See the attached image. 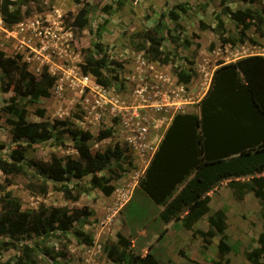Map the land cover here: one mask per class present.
I'll return each instance as SVG.
<instances>
[{
	"label": "rangeland",
	"instance_id": "rangeland-1",
	"mask_svg": "<svg viewBox=\"0 0 264 264\" xmlns=\"http://www.w3.org/2000/svg\"><path fill=\"white\" fill-rule=\"evenodd\" d=\"M39 1L45 9L25 17L22 22L7 24L0 15V49L9 56L22 53L32 73L38 75L48 67L56 77L49 96L25 103L27 119H65L80 129L90 130L94 135L90 141L92 152L119 142L125 149L123 166L127 169L121 178L113 181L115 189L112 194L105 195L96 188L83 192L76 201L63 195L58 189L61 184L50 182L47 195L32 192L26 183L33 178L26 174L12 176V184L8 185L0 170V211L1 197L11 191L26 211H37L44 205L85 208L92 212L71 228L92 236L91 244L81 242L73 232L62 233L58 229L47 236L27 239L35 247L40 264H55L54 258L61 264H115L110 248L122 235L131 241L135 254L152 253L162 264H214L215 260H221L222 264H251L245 251L259 246L264 221V207L253 191L245 200L238 201L228 180H224L210 192L211 213L221 208L227 210L225 242L230 249L221 252L220 235L214 236L208 244L199 233L193 232L208 228L207 217L194 230L182 225L181 216L168 227L158 216L161 205L153 204L139 191V181L172 117L184 111L199 113L197 102L205 93L210 73L217 63L254 54L253 45L264 38L251 26L241 40L239 25L229 14L222 13L226 36L240 39L234 46L223 45L219 35L210 28H202L201 22L216 27V13L221 12L224 5L234 11L244 9L248 4L243 0ZM84 1L89 8L88 23L83 30L76 31L73 16ZM259 5L264 7V0H259ZM170 10L180 14L182 28H175L174 21L167 16ZM162 16L170 28L163 47L177 48L179 53L174 64L160 65L150 60L144 49L136 47L142 38L134 36L154 27ZM185 38L190 41L188 46L183 43ZM88 50L106 58L104 72L111 76L112 85L104 87L94 75L82 72L81 65ZM181 66L192 70L190 84H183L184 92H181L178 103L163 110L157 109V100L162 102L159 92H180L182 83L177 81L175 68ZM144 87L146 90L137 92ZM12 95V91L0 90V108ZM180 104L182 108L176 110ZM133 107H139L137 112L141 119L131 115ZM130 117L132 122L147 118L149 123L144 122L150 126L155 122L162 124L159 130L150 128L143 140L145 145L140 146L137 132L132 130L136 125L124 123ZM101 129H111V136L98 140ZM12 130V124L4 116L0 121V157L10 158L11 151L18 144L13 139ZM66 139L67 147L51 142L32 144L31 155L45 159L51 152L60 156L76 155L70 138ZM19 142L26 145L29 140L23 138ZM90 178L85 177L80 182L82 186L89 187ZM67 183L71 187L75 180L68 177ZM23 242L21 239L19 244ZM18 254L15 249L0 251V264L13 262Z\"/></svg>",
	"mask_w": 264,
	"mask_h": 264
},
{
	"label": "trees",
	"instance_id": "trees-1",
	"mask_svg": "<svg viewBox=\"0 0 264 264\" xmlns=\"http://www.w3.org/2000/svg\"><path fill=\"white\" fill-rule=\"evenodd\" d=\"M243 1L248 4L244 9L233 11L224 5L223 10L216 13V27L203 22L201 27L215 31L223 45H236L239 38L226 36L222 19V13H226L239 25L241 40L251 26L264 36V7L259 5V0ZM44 9L39 0H0V15L7 24L22 22L25 17ZM88 15V4L84 1L73 16L76 31L85 28ZM167 16L174 21L176 29L182 28L180 14L176 10H170ZM163 18L154 27L134 36L142 38L136 47L144 49L150 60L160 65L174 64L179 53L177 48L163 47L170 32ZM183 43L188 46L190 41L185 38ZM196 44L200 45L199 42ZM224 62L219 61L214 70L209 88L199 101V113L180 112L173 117L139 181V191L153 204L164 206L158 211L162 222L169 223L181 216L182 225L192 230L199 220L207 217L208 229H193V232L199 233L208 244L214 236L220 235V252L230 249L225 242L227 210L221 208L211 213L210 192L228 180L238 201L255 191L264 207V57L251 54ZM106 67V58L98 57L90 50L81 65L85 75H94L100 84L108 87L112 85V78L105 74ZM175 75L177 81L184 84L190 83L193 77L192 70L183 66L175 68ZM55 81L56 77L48 67L40 74H34L22 53L9 56L0 49V90L13 92L0 108V121L6 116V121L12 124L13 139L18 142L10 158L0 157V170L8 185L12 184V176L26 174L32 177L26 187L41 195L48 194L50 182L61 184L58 189L72 201L78 200L83 192L96 188L110 195L115 189L113 181L127 171L123 166L125 149L119 142L92 152L90 141L94 135L90 130L80 129L65 119H27L25 103L49 96ZM40 113L44 115L43 110ZM111 134V129H101L97 139H106ZM66 137L70 138L76 155L60 156L51 152L47 159L31 155L32 144L51 142L67 147ZM23 138H27L29 143L19 142ZM103 171L105 174H99ZM87 176L91 177L90 186L84 187L80 182ZM68 177L75 180L71 187L67 183ZM1 203L0 251H19L9 264H40L35 247L27 239L47 236L57 229L62 233L73 232L83 243L93 242L92 236L71 229L76 222L89 217L92 214L90 210L42 205L37 211H26L11 191L4 193ZM21 239L24 242L19 244ZM258 243V247L245 251L251 264H264V221ZM131 248V241L120 236L110 248L115 264H162L154 254L140 256ZM54 261L61 264L55 258ZM214 264L222 262L215 260Z\"/></svg>",
	"mask_w": 264,
	"mask_h": 264
},
{
	"label": "built area",
	"instance_id": "built-area-1",
	"mask_svg": "<svg viewBox=\"0 0 264 264\" xmlns=\"http://www.w3.org/2000/svg\"><path fill=\"white\" fill-rule=\"evenodd\" d=\"M253 47H254V54H257V55H260V56H262V57H264V38H263V40H260V41H258L257 43H255L254 45H253ZM183 84L184 83H182V86H180L179 87V90H180V92L179 91H177V90H174V91H172V92H170V93H166V92H159L160 94H161V96H162V98H161V101L162 102H164V103H162V102H159V99L157 100V103L159 104L158 106H157V109H166L165 107H169L170 105H175L176 103H178L179 101L178 100H180V94H181V92H184V87H183ZM185 85V84H184ZM144 90H146V87H144V88H142V89H139L137 92H139V93H141V92H143ZM140 106H145V104H143V105H141L140 104ZM138 108L139 107H133L132 109V112H131V115L133 116V117H137V118H139V119H141L142 117H141V114H139L137 111H139L138 110ZM182 107H181V104L179 105V106H177V108H176V110H179V109H181ZM180 113V112H179ZM176 115V114H175ZM174 115V116H175ZM139 119H138V121H136V122H132L131 121V117L129 118V119H127V120H125V124H127V126H133L134 124L136 125L134 128H132V130L134 131V132H137V137H138V139L140 140V143H139V145L140 146H142V145H145V143L143 142V140H144V138H145V136H146V134H148L149 133V131H150V128H152L153 130H159L160 129V127H161V122H155V123H153L151 126L150 125H147L144 121H146V122H148L149 123V121H148V119L147 118H144V120H142V121H139ZM172 119H173V117H172ZM172 121V120H171ZM171 123V122H170ZM155 151V150H154Z\"/></svg>",
	"mask_w": 264,
	"mask_h": 264
},
{
	"label": "crops",
	"instance_id": "crops-1",
	"mask_svg": "<svg viewBox=\"0 0 264 264\" xmlns=\"http://www.w3.org/2000/svg\"><path fill=\"white\" fill-rule=\"evenodd\" d=\"M238 59H239V58H238ZM235 60H237V59H235ZM235 60H227V61H225L224 63H228V62L235 61ZM220 61H221V60H220ZM223 61H224V60H223ZM218 63H219V62H218ZM218 63H217V65H216L215 69L219 66ZM215 69H214V70H215ZM214 70L210 73L211 76H210V78H209L208 85H207V89H206L205 93L203 94V96L206 94V92H207V90H208V88H209V85H210L211 78H212V75H213V73H214ZM188 84H190V83H188ZM185 85H187V84H185ZM203 96H202V97H203ZM202 97H201V98H202ZM201 98H200V100H201ZM197 104H198V106H199V101L197 102ZM184 112H186V111H184ZM188 112H190V111H188ZM168 126H169V124H168ZM150 160H151V159H150ZM251 192H252V191H251ZM252 193H254V194L256 195V197L258 198V196H257V194H256L255 191H253ZM248 194H249V193H248ZM248 194L245 195V197H244L243 200H245V199L248 197ZM210 196H211V194H210ZM258 199H259V198H258ZM163 208H164L163 205L159 206L158 211L161 210V209H163ZM201 220H202V219H201ZM201 220H199V221L194 225V228H197V227H198V225H199V223L201 222ZM173 221H174V220L170 221L169 223H166V225L169 227L170 225L173 224ZM208 227H209V226H208ZM199 229L205 231V229H203V228H199ZM207 229H208V228H207ZM207 229H206V230H207ZM262 231H263V228H262V230L260 231L259 235L261 234Z\"/></svg>",
	"mask_w": 264,
	"mask_h": 264
}]
</instances>
